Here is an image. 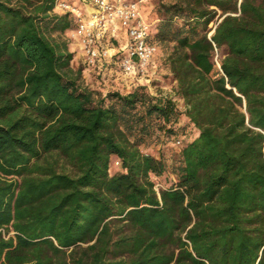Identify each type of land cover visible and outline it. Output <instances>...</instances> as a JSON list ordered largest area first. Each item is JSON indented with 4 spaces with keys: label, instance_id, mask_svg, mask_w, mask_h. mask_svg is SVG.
Returning <instances> with one entry per match:
<instances>
[{
    "label": "trees",
    "instance_id": "16d2710c",
    "mask_svg": "<svg viewBox=\"0 0 264 264\" xmlns=\"http://www.w3.org/2000/svg\"><path fill=\"white\" fill-rule=\"evenodd\" d=\"M57 1L0 0V264H264V0L166 8L183 112L85 86L50 36L73 27ZM162 131L178 154L157 192L167 166L142 145Z\"/></svg>",
    "mask_w": 264,
    "mask_h": 264
},
{
    "label": "built area",
    "instance_id": "2783aa9c",
    "mask_svg": "<svg viewBox=\"0 0 264 264\" xmlns=\"http://www.w3.org/2000/svg\"><path fill=\"white\" fill-rule=\"evenodd\" d=\"M145 4L146 0H58L54 13L68 15L73 22L65 34L74 45L73 61L77 56L79 61L80 52L85 68L97 76L111 67L136 85H148L158 47L144 17ZM215 63L219 67L216 59Z\"/></svg>",
    "mask_w": 264,
    "mask_h": 264
},
{
    "label": "rangeland",
    "instance_id": "374dc122",
    "mask_svg": "<svg viewBox=\"0 0 264 264\" xmlns=\"http://www.w3.org/2000/svg\"><path fill=\"white\" fill-rule=\"evenodd\" d=\"M74 2V0H67ZM192 0H146L144 17L150 25V34L153 41L157 44L158 53L155 57L153 66V75L150 77L151 81L148 85L144 86L148 94L154 97H166L173 100L177 109L183 112L185 109L184 103L176 95V82L174 81L168 64L166 62L167 57L173 51L175 42L172 41L171 36L167 33H160L159 26L166 18L165 10L170 7H179L186 10ZM185 15V14H184ZM221 12H217L214 19L206 26V28L198 27L197 31L200 34L207 33L208 36L213 34V29L215 24L221 20ZM184 16L182 13L180 17H174L173 22L175 26L182 27L184 25ZM48 36V35H47ZM55 44L62 46L66 44L67 50L72 53L74 45L69 42L66 35L59 36L56 33L50 35ZM225 55V50L220 49L218 51V57H223ZM74 70H80L82 73V78L84 85L90 90L97 92H108V91H119L122 94L130 92L136 86L133 79H128L124 76L117 75L116 70L110 67L109 71L104 72V76L96 75V71H89L83 63L72 64ZM113 67V66H112ZM112 75V77H111ZM184 120L183 117L180 121ZM159 138L152 137L143 143L142 149L144 152H148L157 156H160L167 166L166 173L159 178L152 177V181L155 183L157 190H163L169 188L172 183L175 182V176L173 175V170L177 164V154L178 149L174 147L175 139L166 138L163 131L161 133H156ZM197 133L192 127L186 126L178 132V137H184L187 141H191L196 137ZM61 162L59 166H61ZM119 164L114 159L111 160L109 167V174L113 175L119 172Z\"/></svg>",
    "mask_w": 264,
    "mask_h": 264
},
{
    "label": "crops",
    "instance_id": "0c3cea01",
    "mask_svg": "<svg viewBox=\"0 0 264 264\" xmlns=\"http://www.w3.org/2000/svg\"><path fill=\"white\" fill-rule=\"evenodd\" d=\"M77 58H78V56H77V57L75 58V60L73 61V64H74V63H77V62H79V64L82 63V57H81V53H80V52H79V61H78Z\"/></svg>",
    "mask_w": 264,
    "mask_h": 264
}]
</instances>
